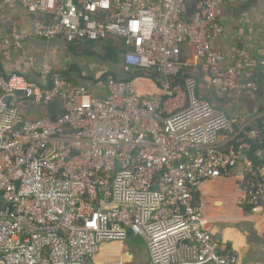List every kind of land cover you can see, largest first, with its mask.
Instances as JSON below:
<instances>
[{
    "label": "built area",
    "instance_id": "obj_1",
    "mask_svg": "<svg viewBox=\"0 0 264 264\" xmlns=\"http://www.w3.org/2000/svg\"><path fill=\"white\" fill-rule=\"evenodd\" d=\"M189 1L0 0V9L34 16L30 34L14 25L0 39L3 61L29 38L79 44L113 37L125 46L126 69L156 75L75 84L35 59L33 77L0 75V264H90L104 243L130 235L144 240L149 264H238L209 231L196 193L240 165L245 203L261 204L264 162L249 153L264 145V117L222 144L233 122L198 97L182 46L193 48L221 99L257 93L264 58L233 46L222 69L226 55L213 40L224 31L225 0H198L191 20L183 15ZM25 106L56 110L30 120Z\"/></svg>",
    "mask_w": 264,
    "mask_h": 264
},
{
    "label": "crops",
    "instance_id": "obj_2",
    "mask_svg": "<svg viewBox=\"0 0 264 264\" xmlns=\"http://www.w3.org/2000/svg\"><path fill=\"white\" fill-rule=\"evenodd\" d=\"M197 3L198 0H191L186 4L183 10L186 19L193 18ZM33 21L34 16L20 7L1 8L0 39L6 37L14 25L20 33L30 34ZM220 22L224 31L213 40V45L226 55L221 64L222 69L230 65L229 51L233 46L245 49L259 59L264 58V0H245L239 3L225 0ZM34 39L29 38L23 49L14 53L10 61H1L6 73L33 77L30 59L37 60L39 64L50 60L49 45L41 46ZM182 60L185 75L193 76L198 82L200 97L223 110L233 122L232 130L221 135L222 144L227 143L235 131L248 129L264 117V74H257V93H231L221 99L209 86L201 71V61L190 45L182 46ZM142 88L144 93L153 90L151 85L146 84ZM208 93H211V96ZM23 114L26 118L43 116L41 109L30 106L23 107ZM237 125L238 129L235 128ZM258 155L264 159V148L259 150ZM245 199V177L240 165L228 177L220 176L204 181L196 193V202L203 210L209 231L236 253L238 264H264V198L257 208L249 207ZM121 255L134 257L126 241L104 243L100 253L90 264H143L140 263L142 255L146 259L144 264H149L146 249L144 252H135L137 263H126V259H122Z\"/></svg>",
    "mask_w": 264,
    "mask_h": 264
},
{
    "label": "rangeland",
    "instance_id": "obj_3",
    "mask_svg": "<svg viewBox=\"0 0 264 264\" xmlns=\"http://www.w3.org/2000/svg\"><path fill=\"white\" fill-rule=\"evenodd\" d=\"M41 46H47L50 60H44L51 66H54L57 71H71L68 76L70 80L77 82L78 84H91L98 80L100 77H113V75L120 78H124L126 73H132L133 71L126 69L125 64L120 55L118 64H111L105 58V48L107 47V41H113L115 38L109 37L102 43H95L94 45H78L67 44L61 40L46 41L42 39H34ZM117 43V42H115ZM43 53V52H41ZM97 55L94 56V55ZM48 58V57H47ZM43 61V62H44ZM42 62V61H41ZM128 76V75H127ZM211 96V93H208ZM128 249L132 250L134 257H127L121 255L122 259H126V263L129 261L137 263L138 260L135 256L136 251L144 252L146 249L144 240L140 237L129 236L126 241ZM146 259L142 255L141 262L145 263Z\"/></svg>",
    "mask_w": 264,
    "mask_h": 264
},
{
    "label": "trees",
    "instance_id": "obj_4",
    "mask_svg": "<svg viewBox=\"0 0 264 264\" xmlns=\"http://www.w3.org/2000/svg\"><path fill=\"white\" fill-rule=\"evenodd\" d=\"M115 42L112 41V42H108V45L107 47L105 48V58L104 60H107L108 62H110L111 64H118L119 63V58H120V55L123 54V52L126 50L125 49V46L123 45V43L121 42H117L116 44H114ZM94 45L95 42H90V43H87L86 45ZM121 45V46H120ZM82 46V45H81ZM94 55V54H93ZM97 57V55H94ZM1 59H0V75H5L7 74L3 67H2V64H1ZM131 71H133L132 73H126V76L124 78H120L118 76H115L113 75V78L114 79H127V80H131V81H136V80H142L144 78H156V75L155 73L153 72H149V71H143V70H138V69H131ZM58 73L60 75H62L64 78L69 79V75L71 73V71H58ZM128 75V76H127ZM109 77H100L98 80L96 81H105L107 80ZM71 82L75 83V84H78L77 82L73 81V80H70ZM94 81V82H96ZM198 97H200L199 93H198ZM202 98V97H200ZM203 99V98H202ZM55 108L54 107H51V108H46V107H42L41 108V112L43 115H46V114H53L55 112ZM28 119L30 120H35L36 117H28ZM261 123V120L257 121L256 124H260ZM239 125L235 126L236 129H238ZM264 148V145H259V144H255V145H252V149L249 153L250 157L252 159H254L256 162H264V159H261L258 155V152L259 150H262Z\"/></svg>",
    "mask_w": 264,
    "mask_h": 264
},
{
    "label": "water",
    "instance_id": "obj_5",
    "mask_svg": "<svg viewBox=\"0 0 264 264\" xmlns=\"http://www.w3.org/2000/svg\"><path fill=\"white\" fill-rule=\"evenodd\" d=\"M87 43L85 41H82L79 43V45H86Z\"/></svg>",
    "mask_w": 264,
    "mask_h": 264
}]
</instances>
